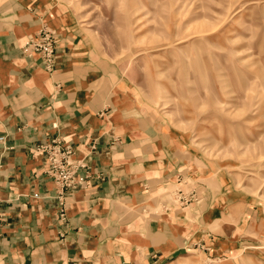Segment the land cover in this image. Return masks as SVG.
<instances>
[{
    "label": "crops",
    "instance_id": "0c3cea01",
    "mask_svg": "<svg viewBox=\"0 0 264 264\" xmlns=\"http://www.w3.org/2000/svg\"><path fill=\"white\" fill-rule=\"evenodd\" d=\"M73 23L52 0H0V264H168L203 240L222 187L151 127L117 117L113 82ZM45 25L58 33L52 71L24 48ZM54 139L83 164L80 184L61 195L34 149ZM170 182L196 201L156 209L149 194Z\"/></svg>",
    "mask_w": 264,
    "mask_h": 264
},
{
    "label": "rangeland",
    "instance_id": "374dc122",
    "mask_svg": "<svg viewBox=\"0 0 264 264\" xmlns=\"http://www.w3.org/2000/svg\"><path fill=\"white\" fill-rule=\"evenodd\" d=\"M52 1L113 82L117 117L222 187L203 240L168 264H264V0ZM180 187L153 190L155 208L196 201L177 200Z\"/></svg>",
    "mask_w": 264,
    "mask_h": 264
},
{
    "label": "built area",
    "instance_id": "2783aa9c",
    "mask_svg": "<svg viewBox=\"0 0 264 264\" xmlns=\"http://www.w3.org/2000/svg\"><path fill=\"white\" fill-rule=\"evenodd\" d=\"M57 39L58 33L56 30L45 25L39 28L36 34L29 37L24 48L37 57L43 68L52 71L56 57ZM34 149L45 155L48 165L47 173L55 181L59 189V195L65 191L76 189V186L82 181L77 176V169L81 168L83 164L72 159L74 152L70 144L61 139H54L36 145ZM175 193H177V200H180L182 204H185L188 201L187 197H190V195L181 193L179 189ZM2 219L3 214L0 207V223Z\"/></svg>",
    "mask_w": 264,
    "mask_h": 264
}]
</instances>
